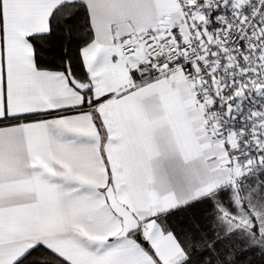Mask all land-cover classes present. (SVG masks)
<instances>
[{"label": "snow or ice", "instance_id": "6c2138e0", "mask_svg": "<svg viewBox=\"0 0 264 264\" xmlns=\"http://www.w3.org/2000/svg\"><path fill=\"white\" fill-rule=\"evenodd\" d=\"M0 264H264V0H0Z\"/></svg>", "mask_w": 264, "mask_h": 264}]
</instances>
